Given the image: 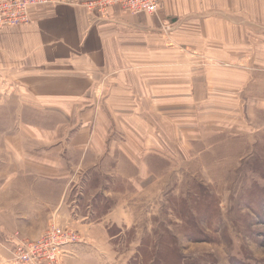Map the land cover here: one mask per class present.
<instances>
[{"label":"crops","instance_id":"0c3cea01","mask_svg":"<svg viewBox=\"0 0 264 264\" xmlns=\"http://www.w3.org/2000/svg\"><path fill=\"white\" fill-rule=\"evenodd\" d=\"M91 1L51 0L0 29V264L51 222L79 236L66 264L106 261L132 203L118 182L161 181L168 142L230 125L229 108L205 106L264 73V0H163L157 16Z\"/></svg>","mask_w":264,"mask_h":264},{"label":"rangeland","instance_id":"374dc122","mask_svg":"<svg viewBox=\"0 0 264 264\" xmlns=\"http://www.w3.org/2000/svg\"><path fill=\"white\" fill-rule=\"evenodd\" d=\"M245 87L247 95L243 92L240 100L236 91L231 101L205 106L229 108L230 125L208 134L194 148L176 138L168 142L175 146L176 158L172 162L162 158V166L151 167L161 181L152 177L142 190L137 184L129 188V194L118 182L121 199L132 203L123 226L110 229L118 235L101 264H264V108L254 101L256 92L264 94V73L252 70ZM245 109L247 116L241 117L239 111ZM87 191L95 192L91 187ZM55 226L77 236L59 252L58 263L66 264L79 239L76 229L51 222L42 235L25 240L36 248ZM39 251L45 256L48 248ZM10 253L8 261L14 264Z\"/></svg>","mask_w":264,"mask_h":264},{"label":"built area","instance_id":"2783aa9c","mask_svg":"<svg viewBox=\"0 0 264 264\" xmlns=\"http://www.w3.org/2000/svg\"><path fill=\"white\" fill-rule=\"evenodd\" d=\"M51 0H0V29L5 26L30 22V10L32 7L47 4ZM163 0H92L88 7L92 10L106 12L111 6L120 5L133 14H146L157 16ZM170 25L165 29L169 30ZM48 239L42 240L34 248V244L24 239H12L15 244L13 250L14 264H59L58 257L64 245L74 242L77 238L70 230L65 231L59 227H53L48 233ZM18 235L17 233L15 236ZM17 238V237H16ZM16 240V241H15ZM48 248L45 256L40 254L41 248ZM63 256V255H62ZM12 264V263H11Z\"/></svg>","mask_w":264,"mask_h":264}]
</instances>
